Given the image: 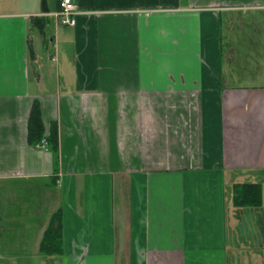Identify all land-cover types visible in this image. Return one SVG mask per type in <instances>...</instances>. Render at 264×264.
Listing matches in <instances>:
<instances>
[{"label":"crops","instance_id":"obj_1","mask_svg":"<svg viewBox=\"0 0 264 264\" xmlns=\"http://www.w3.org/2000/svg\"><path fill=\"white\" fill-rule=\"evenodd\" d=\"M59 3L0 0V264H264V0Z\"/></svg>","mask_w":264,"mask_h":264},{"label":"trees","instance_id":"obj_2","mask_svg":"<svg viewBox=\"0 0 264 264\" xmlns=\"http://www.w3.org/2000/svg\"><path fill=\"white\" fill-rule=\"evenodd\" d=\"M31 115L28 128L29 141L32 144H39L43 140L42 123L39 120L38 112L33 113L32 111ZM46 141L49 148L56 155L58 153V137L55 130L46 138ZM259 195L260 186L258 184H236L234 187V204L238 207L257 206L259 205ZM59 216H61L60 212L54 216L42 242V250L51 251L60 244L61 223Z\"/></svg>","mask_w":264,"mask_h":264},{"label":"built area","instance_id":"obj_3","mask_svg":"<svg viewBox=\"0 0 264 264\" xmlns=\"http://www.w3.org/2000/svg\"><path fill=\"white\" fill-rule=\"evenodd\" d=\"M77 7L74 0H60L59 9L52 16L60 26L74 27L76 25ZM46 141L43 140L37 145L39 148L46 147Z\"/></svg>","mask_w":264,"mask_h":264},{"label":"rangeland","instance_id":"obj_4","mask_svg":"<svg viewBox=\"0 0 264 264\" xmlns=\"http://www.w3.org/2000/svg\"><path fill=\"white\" fill-rule=\"evenodd\" d=\"M234 219L235 218L232 216V218H231V224H230L231 228H233L232 225L235 223Z\"/></svg>","mask_w":264,"mask_h":264}]
</instances>
